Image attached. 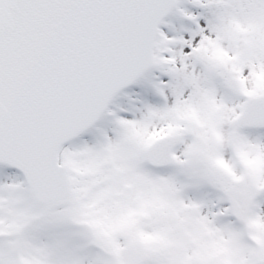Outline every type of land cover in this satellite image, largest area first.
Here are the masks:
<instances>
[{
  "label": "snow or ice",
  "instance_id": "snow-or-ice-1",
  "mask_svg": "<svg viewBox=\"0 0 264 264\" xmlns=\"http://www.w3.org/2000/svg\"><path fill=\"white\" fill-rule=\"evenodd\" d=\"M0 264H264V0H0Z\"/></svg>",
  "mask_w": 264,
  "mask_h": 264
}]
</instances>
